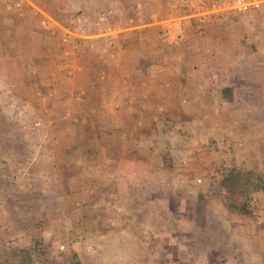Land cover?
I'll return each mask as SVG.
<instances>
[{
	"label": "rangeland",
	"instance_id": "374dc122",
	"mask_svg": "<svg viewBox=\"0 0 264 264\" xmlns=\"http://www.w3.org/2000/svg\"><path fill=\"white\" fill-rule=\"evenodd\" d=\"M230 2L0 0V264H230L231 215L246 220L234 238L264 235V191L248 197L255 214L247 216L227 207L242 204L240 192L230 199L222 188L237 171L264 185V10L233 12ZM166 15L183 17L188 31L139 40L138 24ZM72 53L96 56L74 61ZM76 74L74 97H60L59 82ZM136 74L210 78L219 112L209 122L220 130L196 129L208 101L194 97L189 107L160 101L153 116H137L144 128L111 129L100 100L86 104L84 86ZM118 233L130 238H102ZM246 261L238 251L233 264Z\"/></svg>",
	"mask_w": 264,
	"mask_h": 264
},
{
	"label": "crops",
	"instance_id": "0c3cea01",
	"mask_svg": "<svg viewBox=\"0 0 264 264\" xmlns=\"http://www.w3.org/2000/svg\"><path fill=\"white\" fill-rule=\"evenodd\" d=\"M216 11H221V10L215 9V10H212L210 12L217 14ZM182 19H184V18L183 17H176V15H174V16L166 15V17L164 18L163 21H156V23L151 22V23H145V24H140V25L138 24L137 25L138 28L141 29L139 31L140 33L138 35L139 40L143 41L146 38V35H148V34H151V36L153 35L152 37L155 36L156 40H158L157 37L159 36V34L164 35V33L168 34V36L173 39L174 37H176V35L179 34L180 29L182 27L186 30L188 28V25H189V24L187 25L188 22L184 21ZM180 20H181V22H180ZM206 21H207V18H205V22ZM46 40L48 41L47 37H46ZM148 40H149V38H148ZM142 51H144L142 48L139 49V53L137 54V58H136L137 60L134 61L135 63L141 57V56L139 57V55L142 53ZM79 55H80L79 53H72V58H74V61H76V59L79 60L81 58H90L91 61L93 62L92 56H96V54H94V53L87 54V56H90V57H83L82 55H80V56ZM90 59H88V60H90ZM141 60L142 59H139V62H141ZM76 66H78V65L76 64ZM88 67H90V66H88ZM154 67L155 66H153L152 68H154ZM78 75L79 74H76L74 79H71V82H69V81L59 82L60 83L59 84L60 85L59 91H61L59 94L60 97H63V98L65 97L67 99H72V97H74L75 92H77L74 85H76L75 83H77L76 78ZM141 77L142 76H139V74H136L133 76V78H131V79L129 78L127 81H124V80H121L122 79V75H121L116 79H113V80L111 79L110 81H107L106 83H105V81L99 80L102 78H98V79L88 81L87 84L84 86V87H86L85 91H86V95H87L85 97L86 104H88V100H89L88 96H90V95L96 96V99L100 100V104L98 106V109L107 116V120H108L107 125L113 130L123 131L124 129L127 128V126H129L131 128L134 127V129H137V127H141L143 122L141 119H136L137 116L138 115H144L145 113L147 115L153 116L154 107H156L155 105L159 104L160 101L162 102V107L169 105L170 102H172V101L175 102V100H177L178 103L180 100H182L183 103L181 105L183 107H189L188 104H190V97H194L192 99V101H195L197 99L201 101V98H202V99L207 100L208 102H206L205 104L200 103L198 108H200V107L207 108V111H204L203 113H201L200 111L196 112V114H198V116H199V119H195L194 120L195 122L193 121V125L196 127V129H198V131L216 132V131L220 130L219 126H218V128L215 127V125H217V123L211 124L209 122L212 114L219 112V107L216 105V102L213 101V100H216L217 98H213V88H212V83H211L210 78L205 80V78L203 76L202 77L204 79L201 78V75H199V76L197 75L196 77H194L191 80V79H189V77L186 74H184L182 76L172 74L171 76H166L164 79L159 78V75L152 76L151 78H148L146 80H142ZM161 80H165L168 83H170L171 87L168 89H165V87H163V85H162V82L160 84ZM111 82H112V84H111ZM64 84L73 85V89L65 90L63 87ZM191 85L193 87V90L190 92L189 89H190ZM214 86H216V84H214ZM82 87H83V84H82ZM63 92H66L68 94H62ZM126 98L133 99V100L135 99V100H138V102H134V104L131 106V108H126V106H124V103L122 102V99H126ZM144 98L149 101L150 106L140 103V100H142ZM85 100L81 101V104H83L82 102H84ZM186 100H187V102H186ZM151 103L154 105L151 106ZM156 109L158 110V108H156ZM92 112H94V111H92ZM194 114H195V112H194ZM202 117H203V119H202ZM173 119L175 120L174 115L172 114V120ZM149 121H151L150 123H152V126L157 125V124H155V118H151ZM188 121L189 120H187V123H188ZM202 123H203V126H201ZM176 124H178V123L175 122V128H178ZM211 127H215V128L213 130H210ZM141 128H144V126L142 125ZM172 128H174V127L172 126ZM175 128H174V131H175ZM227 134L231 135L232 132L229 131ZM190 153H191L190 151L182 152V155H184V158L186 161H190V159H188V158H191ZM256 160H258V159L253 158V162H252L251 159H247L246 162H250V163L254 164ZM259 163H262V162L259 161ZM263 191H264V189L261 191L255 192L253 195L259 194L260 192H263ZM259 208L261 210H258L257 216L260 218H258V217L257 218L260 219L264 223V206L259 207ZM248 209L250 210L251 213L248 214L247 216H252V214L253 215L255 214L250 208H248ZM231 216L232 217L230 218V221L228 222L226 229L227 228L230 229L231 234H233L234 232H237V230L239 232H242L240 230V228H242V227H239L238 226L239 224H236V223H244V222H246V220H244L243 218H240V216H237V215H234V216L231 215ZM243 229H244V227H243ZM245 229H247V228H245ZM231 234L229 236H226L227 238H224L225 240L230 242L229 248L226 249L227 250L226 252H228V253H224V254H228L225 256H228L231 259L230 264H233L234 259H236L238 257V251L245 253L246 260H247L245 262L246 264H247V262H248V264H255V260H260V259L264 260V235H257L256 234V236H255L253 234V232L250 233L248 231L247 234H244V238H237L236 239V238H234V236H231ZM102 238L103 239H110L112 241H114V239H115V241L121 242V240H125V239L128 240L130 237L128 235L126 236V235H122V234L118 233L117 235L102 236ZM166 239H169V238H166ZM91 241L92 240H90L89 242H91ZM240 242H242V243L244 242V243L249 244L248 246H246L247 250L240 249V247L234 246L235 243H240ZM170 243H172V242H170ZM256 243L263 245V248L260 247L259 251H255L254 247H256V245H255ZM251 244H254V247H252ZM169 248H166V250L169 251ZM216 251H217V249H216ZM109 252H111V255L116 254V252H114V253L112 251H109ZM131 252H132V250H131ZM186 252H187V250H185L184 253H182V256L185 259H189V258H187L188 252L187 253ZM137 253H138V257L140 258V255H142L141 254L142 252H140V253L137 252ZM101 255L105 257V254H101ZM108 256H110V255H108ZM104 259H106V258H104ZM185 262H182V264H185ZM188 263L194 264L190 260ZM215 264H217V263H215Z\"/></svg>",
	"mask_w": 264,
	"mask_h": 264
},
{
	"label": "trees",
	"instance_id": "16d2710c",
	"mask_svg": "<svg viewBox=\"0 0 264 264\" xmlns=\"http://www.w3.org/2000/svg\"><path fill=\"white\" fill-rule=\"evenodd\" d=\"M222 188L225 189L228 198L232 199L235 191H239L243 198V202L240 206H236L232 200V204L228 205V209L233 212L241 213L244 215L250 214L248 209L247 199L248 197L258 191L264 189V185H261L260 179L257 176H250L243 171H237L233 175L225 176L222 181ZM39 250V248H38ZM20 253V251H18ZM73 257V256H72ZM72 264H79L78 262H72Z\"/></svg>",
	"mask_w": 264,
	"mask_h": 264
},
{
	"label": "built area",
	"instance_id": "2783aa9c",
	"mask_svg": "<svg viewBox=\"0 0 264 264\" xmlns=\"http://www.w3.org/2000/svg\"><path fill=\"white\" fill-rule=\"evenodd\" d=\"M228 10L238 13H249L254 11L264 10V0H231L228 5ZM54 23L50 19H46L44 25L47 29H54ZM197 184L201 183V180H196Z\"/></svg>",
	"mask_w": 264,
	"mask_h": 264
}]
</instances>
